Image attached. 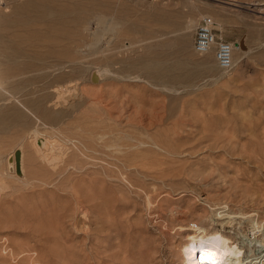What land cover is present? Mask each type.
<instances>
[{
    "label": "rangeland",
    "instance_id": "1",
    "mask_svg": "<svg viewBox=\"0 0 264 264\" xmlns=\"http://www.w3.org/2000/svg\"><path fill=\"white\" fill-rule=\"evenodd\" d=\"M204 17L232 70L195 54ZM0 35V264H181L208 233L264 255V0H2Z\"/></svg>",
    "mask_w": 264,
    "mask_h": 264
},
{
    "label": "bare ground",
    "instance_id": "2",
    "mask_svg": "<svg viewBox=\"0 0 264 264\" xmlns=\"http://www.w3.org/2000/svg\"><path fill=\"white\" fill-rule=\"evenodd\" d=\"M66 2H68V1H66ZM65 2V3H66ZM70 2V1H69ZM156 2V1H155ZM73 3V2H72ZM73 4H76V3H73ZM72 4V5H73ZM70 5V4H69ZM79 5V4H78ZM39 7V6H38ZM77 7V6H76ZM66 9V8H65ZM69 9V8H68ZM77 11V10H76ZM79 11V10H78ZM80 11H81V9H80ZM56 13V12H55ZM54 13V14H55ZM68 13V12H67ZM66 13V14H67ZM72 13V12H71ZM75 13H77V12H75ZM75 13H72V14H70L71 16L73 15V14H75ZM90 10H89V15H90ZM60 15H61V12L59 13ZM68 14V15H69ZM57 15H58V12H57ZM57 15L55 16L56 18V20H57ZM60 15H59V17H60ZM63 15V14H62ZM80 17V16H79ZM84 17V16H83ZM61 19H62V17H60ZM78 18V17H77ZM61 19H60V21H61ZM65 19V18H64ZM100 19V18H99ZM99 19H98V21H99ZM63 20V19H62ZM67 20V19H66ZM69 20V19H68ZM72 20V19H71ZM75 20V19H74ZM55 20H53V22H54ZM70 21V20H69ZM191 21V20H190ZM73 22V21H72ZM60 24H61V22H59ZM104 23H105V21L104 20H102V19H100V21H99V24L100 25H102V26H104ZM190 23V22H189ZM64 24V23H63ZM195 24V23H194ZM190 27H193V26H190ZM194 27H195V25H194ZM107 27H105V29H106ZM186 30V29H185ZM188 30V29H187ZM186 30V31H187ZM190 35V34H189ZM189 35L188 36H186V41L188 40V38H190L189 37ZM1 36V35H0ZM4 38H6L7 39V37H5V36H3ZM3 37H1V38H3ZM93 37H95V36H93ZM97 38L99 37L100 38V36H96ZM3 38V39H4ZM99 38H98V40H99ZM61 39V38H60ZM96 39V38H95ZM183 39V38H182ZM185 39V38H184ZM8 40H10V39H8ZM49 40V39H48ZM11 41V40H10ZM184 41V40H183ZM190 41V40H189ZM189 41H187V43L186 44H188V42ZM6 42V41H5ZM182 42V41H181ZM1 43H3V42H1ZM11 43V42H10ZM17 43V42H16ZM48 43V42H47ZM183 44H185L184 42H182ZM181 43V44H182ZM14 44H15V41H14ZM48 44H50V43H48ZM52 44H53V42H52ZM57 44V43H56ZM185 44V45H186ZM47 45V44H46ZM54 45V44H53ZM72 45V44H71ZM185 45H182V46H185ZM2 45H0V47H1ZM9 46V45H8ZM17 46H19L18 44H17ZM51 46V45H50ZM92 46V45H91ZM186 46H188V45H186ZM233 46V45H232ZM242 46V45H241ZM20 47V46H19ZM52 47V46H51ZM54 47V46H53ZM243 48H244V46H242ZM185 48V47H184ZM187 48H189V47H187ZM242 48V49H243ZM10 49H12V48H9V50ZM181 49H182V47H181ZM186 49V48H185ZM240 47L239 48H237V47H235V46H233V57H232V62H233V65H232V68L234 67V63H235V61H236V57H235V52H236V50L238 51H240ZM3 50H6V49H3ZM13 50V49H12ZM21 50H23V48H21ZM21 50L19 49V51H20V53H21ZM79 49H77V51H78ZM81 50H83V48L81 49ZM11 51V50H10ZM17 51V50H16ZM24 51V50H23ZM182 51H183V49H182ZM185 51V50H184ZM186 51H189V49H187ZM238 51V52H239ZM245 52V51H244ZM9 53H11V52H9ZM16 53H18V51L16 52ZM94 53H98V51H95ZM79 54V53H78ZM84 54V53H83ZM85 54H87V52L85 53ZM89 54H90V52H89ZM195 54H197L196 52H195ZM213 54V51L211 50L209 53H207V54H205V55H199V54H197V55H199V56H208L209 57V55L211 56ZM242 54H244V53H242ZM10 55V54H9ZM17 54H15V56H16ZM20 55V54H19ZM22 56H24V55H22ZM87 56V55H86ZM91 56V55H90ZM7 57V56H6ZM69 57V56H68ZM211 57H213V56H211ZM5 58V55H4V52L1 50V53H0V60H3ZM21 58V57H20ZM205 58H207V57H205ZM210 58V57H209ZM7 59V58H6ZM4 60V61H7V60ZM22 60H24L23 58H21ZM70 59V58H69ZM80 59V58H79ZM213 59H214V57H213ZM9 60V59H8ZM12 62L14 61V60H11ZM18 61V60H17ZM20 61V60H19ZM26 61V60H25ZM34 61V60H33ZM68 61V60H67ZM66 61V62H67ZM206 61V60H205ZM204 61V62H205ZM214 61V60H213ZM0 62H2V61H0ZM21 62V61H20ZM24 62V61H23ZM23 62H21V63H23ZM70 62V61H69ZM3 63V62H2ZM13 63H15V62H13ZM27 63V62H26ZM62 63V62H61ZM80 64L81 62H75V64ZM209 63V62H208ZM3 64H5V63H3ZM16 65L18 64L17 62L15 63ZM20 64V63H19ZM24 64V63H23ZM23 64H21V65H18V67L20 66V67H22V65ZM67 64V63H66ZM69 64V63H68ZM76 64V65H77ZM82 64H85V63H82ZM8 65H10V64H8ZM13 65V64H12ZM26 65V64H25ZM62 65V64H61ZM86 65V64H85ZM92 65V67L94 66L93 64H91ZM91 65H86V66H88V68H89V70H91ZM108 65H110V64H108ZM191 65V64H190ZM203 64H201L200 66H202ZM207 66H209L208 64H206ZM213 65H214V63H213ZM63 66V65H62ZM64 66H66V65H64ZM68 66V65H67ZM73 66V65H72ZM80 66H81V64H80ZM80 66L77 68V69H75L74 68V66L72 67L73 68V70H71L72 71V73H75V71H74V69L75 70H80ZM102 66V65H101ZM100 65H99V67H101ZM111 66V65H110ZM200 66H198V67H200ZM13 67V66H12ZM17 67V66H16ZM23 67H24V65H23ZM22 67V68H23ZM29 67H30V65H29ZM28 67V68H29ZM71 67V64H70V66H69V68ZM82 67V66H81ZM85 67V66H84ZM104 67V66H103ZM103 67H101V68H98L99 70H100V72L102 71L103 73H104V75L106 76V78H108L109 79V77H108V74H109V71L108 70H110V68H109V66H108V70L107 69H103ZM107 67V66H106ZM205 67V66H204ZM219 67V66H218ZM4 68V67H3ZM14 68H15V66H14ZM28 68H27V70H28ZM66 68V67H65ZM64 68V69H65ZM68 68V69H69ZM95 68H97L96 66H95ZM202 68H203V66H202ZM208 68V67H207ZM232 68L231 69H229V70H232ZM25 69H26V67H25ZM40 69V68H39ZM62 69V68H61ZM71 69V68H70ZM82 69H83V67H82ZM5 70V69H4ZM9 70V69H8ZM13 70V69H12ZM14 70H16V69H14ZM23 70H24V68H23ZM23 70H21V71H23ZM26 70V71H27ZM58 71H61V72H63L64 70H59V69H57ZM85 71H87L86 69H84ZM84 70H83V72H84ZM94 70V69H93ZM222 70V69H221ZM229 70H222V71H229ZM31 71V70H30ZM36 71V70H35ZM57 71V72H58ZM82 71V70H81ZM92 71V70H91ZM91 71H89V72H91ZM20 72V71H19ZM29 72V71H28ZM33 72V70L30 72V73H32ZM68 72V71H67ZM83 72L82 73H80V74H83ZM88 72V71H87ZM101 72V74H103ZM112 72V71H111ZM110 72V73H111ZM7 73H8V71H7ZM10 73V72H9ZM13 73V72H12ZM17 73V72H16ZM70 73V72H69ZM25 74V73H24ZM24 74H22V75H24ZM101 74H99V76H101ZM112 74V73H111ZM114 75H115V73H113ZM112 74V75H113ZM119 74V73H118ZM21 75V76H22ZM26 75V74H25ZM54 75V74H53ZM68 75V74H67ZM84 75V74H83ZM89 75H90V73H89ZM104 75H102V77L104 76ZM113 75V78L115 77V76H117V73H116V75L114 76ZM38 76H40V79H42L43 77H41V75H38ZM54 76H56V74L54 75ZM69 76V75H68ZM67 76V77H68ZM87 76V75H86ZM105 76L103 77V78H105ZM111 76V75H110ZM120 76H121V74H120ZM119 75L117 76V79H118V77H119V79L120 78H122V77H120ZM6 77V76H5ZM12 77V76H11ZM15 77V76H14ZM14 77H12V79L14 78ZM17 77V76H16ZM15 77V78H16ZM35 76L33 75L31 78H33V80L34 79H36V78H34ZM58 77V76H57ZM59 77H61V75L59 76ZM66 77V78H67ZM77 77V76H76ZM74 77V79H73V77L70 79V80H68L67 81V83H66V81H64L63 80V78H62V80L66 83V87H64L65 88V90H66V92H71V91H73V92H77L78 93V95L76 94L74 97L76 98L77 96L78 97H80L81 96V94H80V92H79V88L81 87V85H80V83L82 82V80H81V78H82V76L81 77ZM7 78V77H6ZM23 78V77H22ZM22 78H20V79H22ZM25 78H27V77H24V79ZM87 78H89V77H87ZM91 78V77H90ZM110 78H112V77H110ZM116 78V77H115ZM17 79H19V78H17ZM54 79H55V77H54ZM60 80H61V78H59ZM93 79H94V77L92 78V81H93ZM118 79V80H119ZM8 80V79H7ZM61 80V81H62ZM84 80L85 79H83V82H84ZM12 81H14V80H12ZM36 81V80H35ZM57 81V80H56ZM98 81H99V79H98ZM102 81V80H101ZM17 83H18V81H16ZM30 82V81H29ZM55 82V81H54ZM100 82V81H99ZM2 79L0 78V88L2 89ZM14 83V82H13ZM13 83H12V85H11V83H10V87L12 88V87H14L13 86ZM33 83H34V81H33ZM49 83V82H48ZM63 83V82H62ZM85 83H86V81H85ZM18 85L20 86L21 85V83H18ZM22 85H23V83H22ZM21 85V86H22ZM31 85H32V83H31ZM56 85H58V83L56 82ZM60 85H61V83H60ZM26 85H25V83H24V87H25ZM37 86V85H36ZM47 86V85H46ZM51 86V85H50ZM52 86H54L55 87V85H53V83H52ZM62 86V85H61ZM60 86V87H61ZM23 87V88H24ZM27 87V86H26ZM59 87V88H60ZM8 88V87H7ZM18 88V87H17ZM17 88L15 89V90H17ZM23 88H22V90H23ZM57 88V87H56ZM62 88H63V86H62ZM61 88V89H62ZM82 88V87H81ZM0 89V90H1ZM54 89V88H53ZM87 89V88H86ZM4 90V89H3ZM11 90V89H10ZM26 90V89H25ZM55 91V90H54ZM64 91V90H63ZM65 92V91H64ZM12 94H14V93H16L17 94V91L16 92H11ZM21 93V92H20ZM72 93V92H71ZM71 93H70V95H71ZM2 94V96H4L3 95V93H1ZM11 94V95H12ZM51 94V93H50ZM49 94V95H50ZM56 94L58 95V99H65L64 97H63V92L61 91V90H59L58 91V93L56 92ZM56 94H55V92H54V95L53 96H55V98H56ZM65 94V93H64ZM73 94V93H72ZM48 94H47V96H49ZM52 95V94H51ZM51 95H50V97H51ZM1 96V97H2ZM13 96V95H12ZM65 96H67L66 94H65ZM82 96H83V94H82ZM81 96V99H83V97ZM73 97V96H72ZM73 97V98H74ZM12 98H14V97H12ZM52 98V97H51ZM55 98H54V100H55ZM67 98V100H68V98H70V97H66ZM72 98V99H73ZM75 98H74V100H75ZM42 99H44V98H42ZM71 98H70V100H72ZM77 99V98H76ZM80 99V98H79ZM66 100V101H67ZM78 100V99H77ZM39 101V100H38ZM46 100H44V102H45ZM76 101V100H75ZM74 101V102H75ZM82 101V100H81ZM55 102V101H54ZM63 102V101H62ZM70 102V101H69ZM68 102V103H69ZM72 102V101H71ZM73 102V103H74ZM79 101H76V103H78ZM32 103H35V102H32ZM37 103V102H36ZM47 103V102H46ZM45 103V104H46ZM65 103V102H64ZM75 103V104H76ZM83 103V102H82ZM41 104L42 105H44L43 103H42V100H41V103H40V106H41ZM49 103H47L46 105H48ZM69 104H72V103H69ZM68 104V105H69ZM75 104H73V105H75ZM32 105H34V104H32ZM46 105H44V106H46ZM60 105V104H59ZM73 105H72V107H73ZM77 105V104H76ZM80 104H78L77 105V107L79 106ZM16 106V105H15ZM36 106H38V105H34V107H36ZM40 106H38V107H36V108H40ZM67 106V105H66ZM65 106V107H66ZM34 107H32V108H34ZM47 107V106H46ZM54 107V106H53ZM52 107V108H53ZM61 107V106H60ZM18 107H16L15 108V111H16V113L17 112H19V111H21V110H19V108H18V110H16ZM27 109H29L28 107H26ZM56 108V107H55ZM64 108V107H63ZM9 109V108H8ZM11 109V108H10ZM41 109V108H40ZM50 109V108H49ZM75 109H77V108H75V106H74V111H75ZM12 110V109H11ZM30 110V109H29ZM32 111L33 110H35V108L34 109H31ZM39 110V109H38ZM44 110V109H43ZM70 110H72L71 109V106H70ZM7 111V110H6ZM15 111H13V112H15ZM49 111V110H48ZM59 111V110H58ZM60 111H63V110H60ZM12 112V113H13ZM22 112V111H21ZM21 112H19L18 114H20ZM30 112V111H29ZM46 112H47V110H46ZM45 112V113H46ZM53 112V111H52ZM54 112H55V109H54ZM64 112V111H63ZM70 112V111H69ZM72 112V111H71ZM14 114V118H16L17 116H15V115H18V114ZM23 113V112H22ZM31 113H35V111L34 112H31ZM37 113H39L38 111H37ZM40 113H41V111H40ZM59 113H61V112H59ZM66 113V112H65ZM4 113H2L1 115H3ZM5 114H7V116L9 115V113L7 112H5ZM10 114H11V112H10ZM53 114V113H52ZM52 114H48V115H52ZM68 114V113H67ZM66 114V115H67ZM35 115V114H34ZM55 115V114H54ZM65 115V116H66ZM10 116H12V115H10ZM22 117V115H19V117ZM27 117H28V115H26ZM40 116H42V115H40ZM44 116H46V115H44ZM71 116V115H70ZM69 116V117H70ZM4 117V116H3ZM2 117V118H3ZM21 117H20V121H21ZM24 117V116H23ZM53 117H55V116H53ZM9 118V117H8ZM11 118V117H10ZM14 118H12V120L14 119ZM44 118V117H43ZM46 118V117H45ZM57 118V117H56ZM63 118H65V117H63ZM71 118V117H70ZM6 119V118H5ZM3 120L4 122L7 120ZM25 119V118H24ZM24 119H22V120H24ZM28 119V118H27ZM49 119H51V121L50 122H54L53 120H52V118L51 117H49ZM54 119V118H53ZM11 119H10V121H12ZM16 120V119H15ZM14 120V121H15ZM45 120V119H44ZM48 120V119H47ZM55 120V119H54ZM9 121V122H10ZM18 120H16L15 122H17ZM26 121V120H25ZM24 121V122H25ZM49 121V120H48ZM59 121V120H58ZM0 122L1 123H3L2 122V120H0ZM7 122V121H6ZM9 122H8V124H9ZM13 122V121H12ZM50 122H48V125L50 124V126L49 127H51L52 128V123H50ZM23 122L21 121V124L20 125H22V127L24 126L23 124H22ZM55 123V129H56V126L58 127V125H61V124H59V122H57L58 123V125H56V122H54ZM7 124V125H8ZM11 124V123H10ZM24 124H27L26 122L24 123ZM1 125V124H0ZM46 125V124H45ZM9 126H11V125H9ZM14 126L15 127H17L16 126V123H14ZM47 126V125H46ZM13 127V126H12ZM20 127V126H19ZM22 127H20V131L21 130H23L22 129ZM24 128V127H23ZM26 129H27V127H25ZM47 128V127H46ZM2 129V127L0 128V130ZM53 129V128H52ZM3 130H4V128H3ZM4 131H7V130H4ZM4 131H2L3 133H5ZM36 131V130H35ZM8 132V131H7ZM11 132V131H10ZM22 132V131H21ZM21 132H19V133H21ZM25 132V131H24ZM38 132V131H37ZM2 134V133H1ZM8 134V133H7ZM35 135V134H34ZM38 135V134H37ZM37 135H35L34 137H36ZM18 136V135H17ZM21 136V135H20ZM22 136H24V134L22 135ZM21 136V137H22ZM25 137V136H24ZM40 137H41V135H40ZM16 138V137H15ZM23 138V137H22ZM37 138V137H36ZM17 139V138H16ZM39 140V139H38ZM37 140V141H38ZM21 141V140H20ZM19 141V142H20ZM23 141V140H22ZM40 143V142H39ZM44 143H45V141H44ZM46 145H47V143H46ZM48 146V145H47ZM21 150V149H20ZM64 156V155H63ZM22 159H24L23 158V152H22V154L20 155V159L17 161V164H16V159L15 158H13L12 157V159H9V160H7V162H8V165H9V168H12L13 170H15V171H17V172H20V175L23 173V161H22ZM64 159V158H63ZM1 164V163H0ZM1 166V165H0ZM27 167V166H26ZM8 168V169H9ZM0 169H1V167H0ZM2 169H3V167H2ZM2 169H1V171H2ZM25 169V168H24ZM6 172V171H5ZM12 173V172H11ZM19 174V173H18ZM25 174V173H24ZM5 175V174H4ZM2 173H0V177H3L4 176ZM7 176H9V175H7ZM4 177H6V176H4ZM14 177V176H13ZM21 177V176H20ZM27 177V176H26ZM200 232V231H199ZM202 232V231H201ZM257 256V255H256ZM180 259H181V264H261V263H263V259H264V255H262V256H260L259 258H254V259H252V260H250V259H246L245 258V252L243 251V249L241 248V247H239L234 241H232L229 237H227L226 235H223V234H219V233H213V234H209L208 233V235H206V234H203V235H200V236H197V237H194V238H192V239H190V240H188L187 242H185V244H184V246L182 247V250H181V255H180Z\"/></svg>",
    "mask_w": 264,
    "mask_h": 264
},
{
    "label": "built area",
    "instance_id": "3",
    "mask_svg": "<svg viewBox=\"0 0 264 264\" xmlns=\"http://www.w3.org/2000/svg\"><path fill=\"white\" fill-rule=\"evenodd\" d=\"M2 0H0L1 2ZM146 2H155L157 0H144ZM214 22L209 17H204L194 31V50L199 55L209 53L214 46V58L222 70L232 68L233 46L232 43L219 39L216 35Z\"/></svg>",
    "mask_w": 264,
    "mask_h": 264
}]
</instances>
